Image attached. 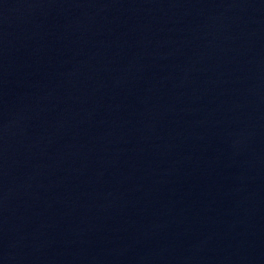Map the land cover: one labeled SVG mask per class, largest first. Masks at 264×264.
Returning a JSON list of instances; mask_svg holds the SVG:
<instances>
[{
	"label": "water",
	"instance_id": "water-1",
	"mask_svg": "<svg viewBox=\"0 0 264 264\" xmlns=\"http://www.w3.org/2000/svg\"><path fill=\"white\" fill-rule=\"evenodd\" d=\"M0 264H264V0H0Z\"/></svg>",
	"mask_w": 264,
	"mask_h": 264
}]
</instances>
